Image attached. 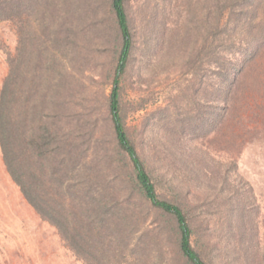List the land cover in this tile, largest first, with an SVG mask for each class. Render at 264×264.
<instances>
[{"label": "rangeland", "instance_id": "obj_1", "mask_svg": "<svg viewBox=\"0 0 264 264\" xmlns=\"http://www.w3.org/2000/svg\"><path fill=\"white\" fill-rule=\"evenodd\" d=\"M14 2L5 0L9 18L0 19V90L13 58L22 97L30 94L28 103L35 99L46 128L63 135V151L90 163L94 150L110 148L112 139L107 97L119 37L107 3L21 0L14 9ZM125 3L133 34L121 89L125 123L157 192L181 204L192 244L207 262L264 264V0L254 32L242 19L234 24L235 12L224 1ZM218 6L226 9L219 38ZM76 22L85 27L75 30ZM253 34L260 40L258 57L245 68L232 114L217 58L231 67L233 40ZM108 177L106 185L115 186ZM134 211L140 217L142 210ZM118 215L101 231L87 225L83 248L76 250L72 226L61 233L34 210L0 153V264H182L173 225L153 214L142 221ZM119 222L127 235L118 233Z\"/></svg>", "mask_w": 264, "mask_h": 264}, {"label": "trees", "instance_id": "obj_2", "mask_svg": "<svg viewBox=\"0 0 264 264\" xmlns=\"http://www.w3.org/2000/svg\"><path fill=\"white\" fill-rule=\"evenodd\" d=\"M218 1L226 2L230 11L235 12L234 24L242 19L243 24L247 23L248 29H251L250 32L255 31L260 23L257 19L259 0ZM105 2L119 37L117 63L107 97V116L112 132L110 148H102L101 153L95 149V159L90 163L84 158L80 160L78 156L72 159L68 152L63 151V135L59 130L46 128L42 113L35 109V99L34 104L28 103L30 94L22 97L19 64L10 58V70L0 90V153L3 164L26 201L43 219L54 224L61 233L72 226L76 250L83 248L79 243L85 242V227L97 224L99 227L95 226L96 230H104L106 224L114 220L115 211L121 214L118 216L123 221L134 218L142 221L144 216L153 214L173 225L175 252L182 264H210L192 244L193 230L185 210L181 204L163 198L157 192L146 159L129 135L121 89L133 49V34L125 0ZM20 4L21 0H16L13 8H19ZM5 7V0H0V19L9 18L3 16ZM218 8L215 28L219 38L220 30L224 32L226 27L224 24L223 29H219L223 25L226 9L223 6ZM76 23L73 25L75 30L85 27V24L81 25L84 22ZM237 26L231 29L235 38L239 31ZM239 39L237 43L233 40L236 47L232 53L235 57L229 64L231 67H225L217 58V71L223 75L226 84L223 91L229 104L227 109L232 114L239 105L236 95L244 80L245 68L256 60L260 49V40L255 34L249 39H243V36ZM251 45L254 46L252 50ZM234 50L240 55L239 59ZM94 146L97 147V143L94 142ZM100 165L104 166L102 170L97 168ZM106 177L107 182L115 186L106 185ZM101 186L106 191L102 195ZM135 207L142 210L140 217H135ZM74 210L78 213L75 214ZM118 225L121 226L120 222ZM118 233L120 236L127 235L123 227Z\"/></svg>", "mask_w": 264, "mask_h": 264}]
</instances>
